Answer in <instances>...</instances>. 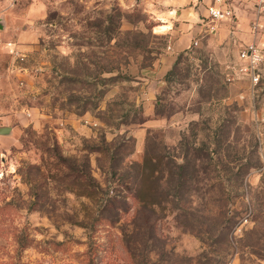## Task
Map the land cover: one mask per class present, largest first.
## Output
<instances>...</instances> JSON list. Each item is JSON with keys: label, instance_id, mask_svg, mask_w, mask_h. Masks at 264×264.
<instances>
[{"label": "rangeland", "instance_id": "rangeland-1", "mask_svg": "<svg viewBox=\"0 0 264 264\" xmlns=\"http://www.w3.org/2000/svg\"><path fill=\"white\" fill-rule=\"evenodd\" d=\"M156 1L0 0V264H264V68L239 101L247 38H203L147 100ZM144 177L159 204L135 198Z\"/></svg>", "mask_w": 264, "mask_h": 264}, {"label": "crops", "instance_id": "crops-1", "mask_svg": "<svg viewBox=\"0 0 264 264\" xmlns=\"http://www.w3.org/2000/svg\"><path fill=\"white\" fill-rule=\"evenodd\" d=\"M210 3L211 0H157L156 2H150L151 7L149 8V12L155 22L152 31L156 36L162 37L165 40V44L156 57L154 67L150 71L146 70L142 76L138 77L139 80L149 84V93L146 95L147 100L158 89V83H163L162 79L172 69L178 55L181 52L193 49V40L195 38H199V42L203 38H206L208 45L214 49L219 48L224 43L237 44L239 38H247L246 42L251 40L248 25L247 28L243 26L246 28L247 33H242V31L238 30L239 26L242 27V24H239L237 20H223L217 24H213L207 20L205 18L207 15L206 6ZM243 8L246 7H243V5L236 6L237 19L247 15L246 9ZM236 24L238 25L237 27H235ZM209 26H213L214 30L206 32ZM231 28L235 29L232 31ZM233 34L235 36H233L232 42L231 37ZM41 35V27L36 28L33 36L29 34L28 30H22L17 35V41L12 42L11 47L16 50L18 55H26L27 51L33 46L32 44H35ZM228 36L229 40L227 41ZM28 37H32L33 39H28ZM236 58L238 59V53ZM247 84L249 87L248 82ZM240 85H242L240 80H236L231 84V96H235L236 98L238 96L239 101L244 97L243 93H236ZM148 104L147 113L150 118H154L153 120L158 124L168 126L167 124L170 123L173 117L171 116L169 119L156 117L155 104L150 102ZM144 133L145 131L142 130L139 133L137 132V135L142 137L145 135Z\"/></svg>", "mask_w": 264, "mask_h": 264}, {"label": "built area", "instance_id": "built-area-1", "mask_svg": "<svg viewBox=\"0 0 264 264\" xmlns=\"http://www.w3.org/2000/svg\"><path fill=\"white\" fill-rule=\"evenodd\" d=\"M254 8V19L250 22L252 39L243 44L238 52L234 80H244L249 83L251 95L258 93L263 79L264 68V0H211L206 6V19L211 23L223 20L235 21L237 19L236 6ZM214 30L207 27L206 32ZM199 44V38L193 40V47Z\"/></svg>", "mask_w": 264, "mask_h": 264}, {"label": "trees", "instance_id": "trees-1", "mask_svg": "<svg viewBox=\"0 0 264 264\" xmlns=\"http://www.w3.org/2000/svg\"><path fill=\"white\" fill-rule=\"evenodd\" d=\"M182 54H180L179 57H177V60L175 61L172 69L168 72V76L171 73V71L177 66L179 65L180 61H181V56ZM162 104V102H157L156 107H160ZM157 112V111H156ZM158 114V115H157ZM174 114V113H173ZM173 114L171 115H164L162 113H156V116L161 117V118H170ZM166 116V117H165ZM161 157H158L157 160L158 162H155L152 158H149L147 156V158L144 159L143 163H142V168L146 171L150 169V174L152 176L156 175V172L160 170V164H161ZM155 162V163H154ZM183 166H178V170H182ZM180 174V173H179ZM162 194V192H160L159 190L153 188L149 183L148 180L145 179L144 177V181L143 184L141 186V188H139L138 192L135 195V198L138 199L140 202H142L143 204H159L160 202H162V199L160 198V195Z\"/></svg>", "mask_w": 264, "mask_h": 264}, {"label": "water", "instance_id": "water-1", "mask_svg": "<svg viewBox=\"0 0 264 264\" xmlns=\"http://www.w3.org/2000/svg\"><path fill=\"white\" fill-rule=\"evenodd\" d=\"M11 131L10 127H1L0 134H8Z\"/></svg>", "mask_w": 264, "mask_h": 264}]
</instances>
